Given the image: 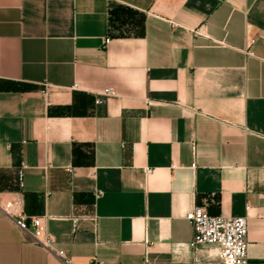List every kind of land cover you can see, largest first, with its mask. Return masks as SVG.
Returning <instances> with one entry per match:
<instances>
[{"label":"crops","instance_id":"crops-1","mask_svg":"<svg viewBox=\"0 0 264 264\" xmlns=\"http://www.w3.org/2000/svg\"><path fill=\"white\" fill-rule=\"evenodd\" d=\"M5 201L71 264H218L193 207L264 264V0H0ZM25 237L0 215V264H60Z\"/></svg>","mask_w":264,"mask_h":264},{"label":"built area","instance_id":"built-area-1","mask_svg":"<svg viewBox=\"0 0 264 264\" xmlns=\"http://www.w3.org/2000/svg\"><path fill=\"white\" fill-rule=\"evenodd\" d=\"M106 42L108 41L105 40ZM43 94L45 95V90ZM98 96L94 100L96 105L115 96V91L112 88H104L98 93ZM24 168L25 166L22 165L17 171L18 183L21 182ZM144 172L149 174L151 170L145 169ZM0 215L9 219L24 236H30L28 239L25 237L27 243L37 246L47 253L54 254L60 264H71L63 251L53 249V239L45 228L47 218L25 215L16 201L1 203ZM184 219L192 228L193 235L191 242L188 244L189 248H214L218 264H249L246 242L247 216H210L203 208L193 207L184 215ZM69 220L73 232L78 218L71 216Z\"/></svg>","mask_w":264,"mask_h":264}]
</instances>
